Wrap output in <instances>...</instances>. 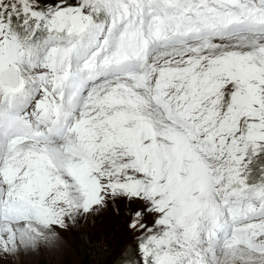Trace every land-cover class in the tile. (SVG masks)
Here are the masks:
<instances>
[{"label":"snow or ice","instance_id":"obj_1","mask_svg":"<svg viewBox=\"0 0 264 264\" xmlns=\"http://www.w3.org/2000/svg\"><path fill=\"white\" fill-rule=\"evenodd\" d=\"M105 211L114 264H264V0H0V255Z\"/></svg>","mask_w":264,"mask_h":264},{"label":"rangeland","instance_id":"obj_2","mask_svg":"<svg viewBox=\"0 0 264 264\" xmlns=\"http://www.w3.org/2000/svg\"><path fill=\"white\" fill-rule=\"evenodd\" d=\"M126 223V218L105 211L95 219L83 220L75 229L62 232L67 247L59 252L41 245L38 250H22L10 257L0 255V264H89L83 252L89 256L91 264L105 255L102 264H114L120 246L133 239ZM128 251H132L131 244Z\"/></svg>","mask_w":264,"mask_h":264},{"label":"trees","instance_id":"obj_3","mask_svg":"<svg viewBox=\"0 0 264 264\" xmlns=\"http://www.w3.org/2000/svg\"><path fill=\"white\" fill-rule=\"evenodd\" d=\"M83 254L86 256V258H84V260L89 262V264H91V260H90L89 256L85 252H83ZM109 255H110V252L108 253V257H109ZM106 256L107 255H105L104 257H106ZM104 257H101V258L98 257L96 259V261H98L96 264H102Z\"/></svg>","mask_w":264,"mask_h":264}]
</instances>
